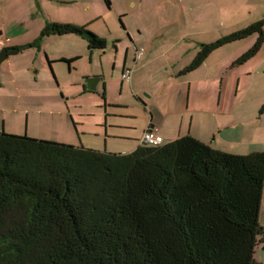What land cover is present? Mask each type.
Returning <instances> with one entry per match:
<instances>
[{
    "label": "trees",
    "instance_id": "obj_1",
    "mask_svg": "<svg viewBox=\"0 0 264 264\" xmlns=\"http://www.w3.org/2000/svg\"><path fill=\"white\" fill-rule=\"evenodd\" d=\"M263 27L264 18L205 44L179 75L255 34L231 66L242 65ZM70 34L105 48L86 26L47 23L7 55ZM263 190L264 151L233 155L187 135L112 154L0 132V264H260Z\"/></svg>",
    "mask_w": 264,
    "mask_h": 264
},
{
    "label": "crops",
    "instance_id": "obj_2",
    "mask_svg": "<svg viewBox=\"0 0 264 264\" xmlns=\"http://www.w3.org/2000/svg\"><path fill=\"white\" fill-rule=\"evenodd\" d=\"M92 1L0 0V41L3 44L2 48L26 46L36 42L40 31L47 23L74 25L78 23L74 20V14L80 18L81 23L78 24L84 26L86 23V27L91 29V26L100 20L96 18L99 14L94 12V7L104 11V6ZM150 1L119 0L115 3L113 0H108L107 10L109 12L114 11V16L123 22L121 33L112 35L113 49L111 51L114 55L112 67H98L99 62L105 56L103 51L106 50L107 43L102 38L104 36L100 35L101 32H94L93 30L92 32L97 34L98 38L105 41L104 49H89L88 43L84 39L70 34L46 36L37 44V48L34 46L18 54L7 55L6 60L0 64V112L3 114L0 132L8 135H20L17 123L9 126L8 118L10 115L8 113L16 114L26 109L28 105L35 102L38 104L42 99L48 98L43 93L42 85L51 88V85H47L49 82H53L52 77L49 73L47 74L46 67H49L56 83L63 84V91L69 87L72 90V94L67 100L72 103L68 107V113L73 114L71 117L74 127L77 126L74 118L82 116L84 113L83 106L92 99L86 95H94L101 86V91L103 90L101 97L106 108L105 123L136 130L135 125L113 124L107 121L108 117L118 120L135 119L136 114L131 113V107L120 99L121 96L123 97V88L128 92L130 89L132 90H130L131 95L143 105L140 114L145 119L141 121L140 128H137L139 130L138 136L129 137L130 131L127 130L124 132L128 133L120 134L123 136H114L122 140L132 141L131 146L125 148L126 150H123L124 148L118 150L121 154L134 151L140 145L139 139L146 129H154L162 138L163 143H170L177 138L188 135L215 150L233 155H247L264 151V112L259 113L264 103V42L257 54L251 59L240 66H231L234 61L251 48L257 38L255 34L230 43L237 44L230 51H228L229 48L226 49L228 44L218 48L208 55L200 67L190 73L179 75V72L185 67L179 70L175 77H172L174 79L169 78L173 85L169 95L161 104L153 103L150 96L145 95L147 99L144 100L138 96L141 82L143 84L144 81L139 75V69H142L149 62L146 59L147 49L150 47L151 41L158 35V32L154 34L150 30L149 21L150 19L153 20L151 15L143 14L148 12L153 4L160 8L163 13L166 12L167 5L172 7V10H176L178 16L173 17L174 21L168 22L169 17L163 15L158 23L161 25L166 22L168 25L180 24L178 37L181 40H191L201 34L211 33L210 26L239 23L245 17L264 12V0H156L152 3ZM117 5L120 7L119 9ZM31 9L33 11L36 9V14L33 16H31ZM51 9H58L66 16L51 15ZM14 11L15 15H12ZM128 16H134L139 26L133 27L131 30V25H134L131 20H128L127 23ZM82 18H90V20H86L84 23ZM13 25L14 28L10 29ZM105 27L108 28L107 22H105ZM14 31L18 32L17 36L13 35ZM23 35L27 39L23 42H17L19 37ZM160 37L162 38L163 35ZM204 45H199V49ZM133 48H141V50L133 51ZM140 51L142 53L139 56L137 54ZM42 58H45L47 65ZM84 59L89 61L90 66L96 64L97 67H83V64L82 67H78V63ZM66 61L71 62L67 63ZM116 65L118 67H115ZM61 68H67V73L65 71L63 74ZM79 69L80 72H78ZM125 69L131 70L129 81L121 79ZM89 79H98L93 91L87 90L86 80ZM118 83L120 86L119 99L114 100L111 98V88ZM72 86L81 87V91L73 94L75 88ZM52 98L56 99L57 97L53 96ZM96 98L98 99L96 100L97 106H100L102 100L98 96ZM113 105L118 106V108L107 110ZM133 111L135 112L134 109ZM105 128V134H107L108 129ZM118 130L113 129L112 134L119 135L116 134ZM26 133H29V129ZM77 137L79 136L77 135ZM56 141L75 145L74 138L70 136L67 141L63 139ZM81 144L83 145L82 141ZM85 146L91 147L86 144Z\"/></svg>",
    "mask_w": 264,
    "mask_h": 264
},
{
    "label": "rangeland",
    "instance_id": "obj_3",
    "mask_svg": "<svg viewBox=\"0 0 264 264\" xmlns=\"http://www.w3.org/2000/svg\"><path fill=\"white\" fill-rule=\"evenodd\" d=\"M175 1V0H174ZM92 2L98 3L99 5L104 6V11L97 9L98 7H94V12L99 14L96 18H99L100 20L97 21V23H94L91 26V29L87 27V31L97 35L92 32L98 31L101 32L107 43L106 50L103 52L105 53V56L102 58L101 62H99L98 67H112V63L114 62L112 57L113 52L111 51L112 48V35H117L121 31V25H123V22L119 18H116L113 14V12H109L106 8L107 4L103 0H93ZM113 2H119V0H113ZM156 2V0H151L150 3ZM23 6V5H19ZM118 9L120 8L117 5ZM173 8L169 5L166 6V12L163 13V11L156 7L155 4L150 7L148 12H145L143 14H150V30L156 34L158 32V35L156 38H154L151 41L150 47L147 49V55L146 59L149 60V62L146 64V66H143L142 69H139V75L144 79L143 84L141 82V89L138 91V96L141 99H147L146 96H150L152 99V102L155 104H161V102L169 95V92L172 88L173 83L169 80V78L175 77V74L181 70L182 68L188 66L190 62L193 60L194 56L197 54V50L199 49V45L201 44H208L211 42H214L215 40L219 39L220 37L227 35L233 31L240 30L243 27L249 26L258 20L264 18V12L262 13H256L255 15H249L250 17H245L243 21H240L239 23H233L230 25H227L228 23L224 25H214L210 26L211 33L208 34H201L200 36H197L194 39L191 40H181L178 37V33L180 32L179 27H181L180 24L176 23L173 24H160L158 23V20L160 17L167 16L169 17L168 22L174 21L173 17H177L176 10H172ZM31 16L33 14H36V9L33 11L31 9ZM42 12V11H41ZM18 14V13H17ZM16 14V15H17ZM51 15L55 16H66L65 14H62L59 12L58 9H51ZM12 15H15V11L12 13ZM263 15V16H262ZM110 16V18H108ZM80 18L77 17V15L74 14V20L78 23H81ZM173 19V20H172ZM86 20H90V18H82V22H86ZM128 20H131L133 25H131V30L133 27L139 26V23L137 19L134 16H128ZM90 22V21H88ZM105 22H107V27H105ZM74 24L75 26H83L81 24ZM73 24V23H72ZM78 24V25H77ZM86 24V23H85ZM84 24V26H86ZM14 25L10 27V29H13ZM225 28V29H223ZM162 29V30H161ZM157 30V31H156ZM30 35L32 33L29 31ZM121 33V32H120ZM18 32L14 31L13 35L17 36ZM137 34V33H136ZM27 35V34H26ZM101 35V36H102ZM160 35H163L161 38ZM20 36V35H18ZM27 37L23 35L22 37H19L17 42H23L26 40ZM252 39V38H249ZM242 43V42H241ZM234 45L237 44H228L226 46V49L230 51ZM134 50H141V48ZM144 50V49H143ZM199 51V50H198ZM102 53V52H101ZM120 57V55H119ZM44 63L47 65L45 58H42ZM94 60H96L94 58ZM97 67V65L90 66L89 61L84 59L81 61V63H78V67ZM58 67V66H57ZM60 67H62L60 65ZM115 67H118L117 65ZM145 67V68H144ZM47 68V74L49 73L51 79H53V82H49L47 85H51V88H49L46 85H42L43 93H45L48 98L42 99L41 102L38 104L35 102L32 105H28L26 109H23L21 112L15 113H8L10 116L8 118V124L9 126H12L13 123H17L19 126V132L20 135H14V136H27L32 137L36 140H43V141H51V142H57L58 139H63L67 141V139L70 137H73L75 140V145L77 147H83L90 150L100 151V152H106V153H112V154H121L119 153V149L124 148L123 150H126L125 148H129L131 146L132 141L131 140H122L119 138H116L114 136H123L120 135L121 133H128L124 132V130L130 131L129 137L138 136L139 125L141 124V121L145 119L143 115H141V111L143 110V105L140 101H137L132 94V90L129 92L123 88V97L121 96V100L127 103L129 107H131V113L136 114L135 119L131 118L130 120H118L116 118L108 117L107 121L111 122L113 124H130L135 125L136 130H132L129 128H122L117 127L113 125H109V123H105V111L106 108L103 105V99L101 97L103 90L101 91V86L97 89V92L95 94H89L86 95L88 97H92V99L89 100V103L85 106H83L84 113L81 117H75L74 121L76 123V127L73 126V119L71 113H68V107L72 105L70 101L67 100L69 96L72 94L71 88H67L63 91V84L59 85L54 80L53 76L51 75L49 67ZM63 71V74L67 73V68H61ZM80 72V69L78 70ZM174 79V78H172ZM257 79V78H256ZM255 79V80H256ZM75 88V91L73 94H76L78 91H81V87L72 86ZM166 87V89H164ZM119 90L120 86L119 83L116 86H113L111 88V94L114 100L119 99ZM64 92V93H63ZM63 94V95H61ZM146 95V96H145ZM53 96H56L57 98H52ZM98 96L100 100H102V104L100 103V106H97L96 98ZM105 98V97H104ZM69 99V98H68ZM134 101V102H133ZM99 102V101H98ZM115 108H118V106L113 105L107 108V110H115ZM135 110V112L133 111ZM5 114V115H8ZM3 114L0 112V123L2 122V116ZM105 127H107V134H105ZM27 129H29V133L27 134ZM113 129H119L116 134H112ZM123 131V132H119ZM27 134V135H26ZM32 134V135H31ZM77 135L79 137H77ZM138 138V137H137ZM139 139V138H138ZM140 140V139H139ZM81 141L83 142V145L81 144ZM131 141V142H129ZM59 143V142H57ZM63 144V143H62ZM91 146L87 147L85 146ZM135 144V143H134ZM259 222L264 229V190H263V196L261 200L260 205V213H259ZM255 260L259 262L260 264H264V251L262 250V245H260L255 253Z\"/></svg>",
    "mask_w": 264,
    "mask_h": 264
},
{
    "label": "built area",
    "instance_id": "obj_4",
    "mask_svg": "<svg viewBox=\"0 0 264 264\" xmlns=\"http://www.w3.org/2000/svg\"><path fill=\"white\" fill-rule=\"evenodd\" d=\"M2 42L0 41V48H2ZM140 51L137 55H141ZM131 78V70L125 69L121 75V79L124 81H129ZM163 143L162 138L156 133L154 129H146L141 136L140 144L147 146H159Z\"/></svg>",
    "mask_w": 264,
    "mask_h": 264
},
{
    "label": "water",
    "instance_id": "obj_5",
    "mask_svg": "<svg viewBox=\"0 0 264 264\" xmlns=\"http://www.w3.org/2000/svg\"><path fill=\"white\" fill-rule=\"evenodd\" d=\"M7 58V51L5 48H2L0 50V64L5 61ZM98 79H89L86 80V84H87V90L88 91H93L95 89V85L97 83Z\"/></svg>",
    "mask_w": 264,
    "mask_h": 264
}]
</instances>
